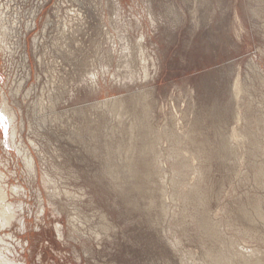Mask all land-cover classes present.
Here are the masks:
<instances>
[{
    "label": "rangeland",
    "instance_id": "rangeland-1",
    "mask_svg": "<svg viewBox=\"0 0 264 264\" xmlns=\"http://www.w3.org/2000/svg\"><path fill=\"white\" fill-rule=\"evenodd\" d=\"M0 3V264L264 262V0Z\"/></svg>",
    "mask_w": 264,
    "mask_h": 264
},
{
    "label": "bare ground",
    "instance_id": "bare-ground-1",
    "mask_svg": "<svg viewBox=\"0 0 264 264\" xmlns=\"http://www.w3.org/2000/svg\"><path fill=\"white\" fill-rule=\"evenodd\" d=\"M1 4V3H0ZM7 7V6H6ZM1 9V8H0ZM4 10H6V9H4ZM10 10V9H9ZM6 12V11H5ZM3 15H4V13H3ZM7 15V14H6ZM2 17H4V16H1L0 15V25H2L3 24V22H2ZM5 18H6V16H5ZM8 19V18H7ZM7 21V20H6ZM1 22H2V24H1ZM6 23V22H5ZM8 24V23H7ZM16 25V24H15ZM7 26V25H6ZM3 28H5V27H3ZM9 29V28H8ZM7 31V30H6ZM12 32V31H11ZM4 35V34H3ZM3 35H1V29H0V37L1 36H3ZM235 91L237 92V93H240L241 92V87H240V83H239V81H237L236 82V84H235ZM148 97V96H147ZM120 102L121 101H117V102H115L114 104H113V107H117V106H119V104H120ZM122 103V102H121ZM124 108V107H123ZM119 107H118V112H119ZM29 163V162H28ZM32 163V162H31ZM28 165H30V163L28 164ZM133 165V164H132ZM263 175V173H261L259 176H262ZM3 200V199H2ZM1 201V200H0ZM255 211V217H253L252 215V217L250 216V215H247L246 217L247 218H249L251 221H253V220H255V218H257V219H261V220H264V216H263V214L259 211V209H258V207H256V209H254ZM206 225V224H205ZM207 227V226H206ZM207 229H208V227H207ZM208 234H210V235H214L215 234V232H217V230L216 229H214L213 227H212V229L211 228H209L208 229ZM252 254H255V253H252ZM256 256V255H255ZM252 258L253 257H248V256H246V255H243L242 253H234L233 254V257H228V258H225V260L227 261V262H225L224 261V259L222 258V260L221 261H217V262H215V264H229V263H232V264H264V262H262L260 259H256V260H252ZM221 259V258H220ZM229 261H228V260Z\"/></svg>",
    "mask_w": 264,
    "mask_h": 264
}]
</instances>
